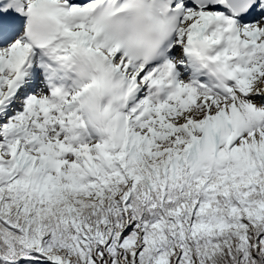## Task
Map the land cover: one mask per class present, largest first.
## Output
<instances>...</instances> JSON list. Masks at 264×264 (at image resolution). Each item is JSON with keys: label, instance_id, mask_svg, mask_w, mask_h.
<instances>
[{"label": "snow or ice", "instance_id": "6c2138e0", "mask_svg": "<svg viewBox=\"0 0 264 264\" xmlns=\"http://www.w3.org/2000/svg\"><path fill=\"white\" fill-rule=\"evenodd\" d=\"M0 264H264V0H0Z\"/></svg>", "mask_w": 264, "mask_h": 264}]
</instances>
